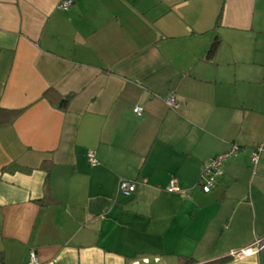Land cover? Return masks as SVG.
Returning <instances> with one entry per match:
<instances>
[{
  "label": "crops",
  "instance_id": "crops-1",
  "mask_svg": "<svg viewBox=\"0 0 264 264\" xmlns=\"http://www.w3.org/2000/svg\"><path fill=\"white\" fill-rule=\"evenodd\" d=\"M60 1L0 0V264H264L230 255L264 236V0Z\"/></svg>",
  "mask_w": 264,
  "mask_h": 264
},
{
  "label": "built area",
  "instance_id": "built-area-1",
  "mask_svg": "<svg viewBox=\"0 0 264 264\" xmlns=\"http://www.w3.org/2000/svg\"><path fill=\"white\" fill-rule=\"evenodd\" d=\"M73 0H61L58 4V8L60 10H67L72 4ZM165 103L167 106L171 108H177L179 103L174 98V96H167L165 98ZM133 111L137 114L141 113V108L136 106L133 108ZM239 147L235 144L231 145L228 151L216 154L210 160L202 165L201 174L199 177V184L204 191L209 190L211 187L215 185L218 178L223 174L222 164L225 160L231 157ZM264 153V142L255 145L251 150V164L252 167L258 163L259 156ZM87 159L89 164L95 165L97 163V159L95 157V153L93 150L87 151ZM137 182L129 179H121L118 184V188L120 192L124 194L133 193L136 190ZM166 190L169 192L179 191L180 188L176 182L175 178H171L166 186ZM264 246V236L260 238H256L251 244L248 246L241 248L239 250H233L230 255L236 258H242L246 255L256 254L259 249ZM29 264H39L36 253L32 250L29 252Z\"/></svg>",
  "mask_w": 264,
  "mask_h": 264
},
{
  "label": "trees",
  "instance_id": "trees-1",
  "mask_svg": "<svg viewBox=\"0 0 264 264\" xmlns=\"http://www.w3.org/2000/svg\"><path fill=\"white\" fill-rule=\"evenodd\" d=\"M220 43V40L218 37H216L212 43L210 44L207 52H206V57L207 58H211L214 53L215 50L217 49L218 45ZM53 94L52 90H47L45 92V96L51 98V95ZM55 102L57 101L58 106L61 109H65L69 103V101L71 100V98L73 97L72 94L66 95V96H59L58 94H55ZM178 108V107H177ZM20 110H14V109H6V108H2L0 107V127L9 124L18 114H19ZM233 145V144H232ZM236 145V144H235ZM239 147V146H238ZM252 150V149H251ZM223 170V169H222ZM219 179V178H218ZM218 181V180H217ZM217 184V182L215 183V185ZM214 185V186H215ZM213 186V187H214ZM201 187V186H200ZM211 187V188H213ZM211 188L209 190H211ZM202 189V187H201ZM218 261V260H217ZM217 261H212V262H206L204 264H216Z\"/></svg>",
  "mask_w": 264,
  "mask_h": 264
}]
</instances>
